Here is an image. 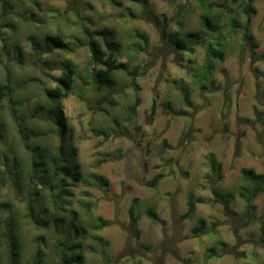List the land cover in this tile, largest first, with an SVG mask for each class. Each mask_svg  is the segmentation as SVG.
<instances>
[{
	"label": "rangeland",
	"instance_id": "obj_1",
	"mask_svg": "<svg viewBox=\"0 0 264 264\" xmlns=\"http://www.w3.org/2000/svg\"><path fill=\"white\" fill-rule=\"evenodd\" d=\"M9 1L12 7L4 18L17 30L0 28V84L8 70L15 91L12 101L3 96L0 108L2 262L9 264L4 226L12 220L21 247L18 264H31L37 248L44 264H58L60 242L71 238L64 234L65 222L74 213L85 231L78 238L84 244V264H264L259 237L264 194L249 213L237 195L224 212L212 194V189L237 192L242 169L264 175V0L252 3L250 29L257 48L250 50L236 31L226 43L224 60L214 62L212 83L203 88L195 86L194 75L206 63L204 48L188 55L165 39L180 28L201 29L199 0H147L143 6L130 0H115L119 6L112 0H34L39 6L31 0ZM209 1L224 7L214 12L221 22L228 18L226 6L241 12L242 0ZM2 5L0 0V13ZM237 19L243 22L244 16ZM83 27L111 29L122 45L117 61L134 75L116 73L112 90L96 91L82 78L89 67L86 48L69 52L52 47L40 56L31 54V37L61 33L67 41ZM13 45L23 53L19 60L13 50L6 54ZM66 60L74 63L77 77L61 102L56 127L46 119L50 102L43 88L55 87ZM182 89L190 92L189 106L182 101ZM36 101L45 106L38 114ZM18 125L29 135L30 148L48 154L61 146L74 148L83 174L98 175L107 185L67 182L70 196L60 208L43 184L32 204L39 221L35 227L26 216L28 152ZM208 154L221 164L219 181L209 177ZM189 193L204 202L186 219ZM147 208L154 209L160 223L146 216ZM98 218L107 225L94 231ZM198 219L205 221V231L195 237L191 231ZM217 242L223 247H216V257L205 262L206 250Z\"/></svg>",
	"mask_w": 264,
	"mask_h": 264
},
{
	"label": "trees",
	"instance_id": "obj_2",
	"mask_svg": "<svg viewBox=\"0 0 264 264\" xmlns=\"http://www.w3.org/2000/svg\"><path fill=\"white\" fill-rule=\"evenodd\" d=\"M116 6L120 4L115 0H112ZM140 5H147V0H130ZM235 1V0H231ZM31 2L39 6L37 2L31 0ZM200 8L203 9V14L200 16L201 29L197 31H185L170 32L165 36L168 44L177 49L180 52L192 55L195 53L196 47L201 46L205 50L207 56L206 63L203 66V70L194 75L195 86L203 88L204 84H211L214 71V62L223 61L225 56L226 43L232 38V35L239 31L241 32L240 40L243 44H246L250 50L257 48L254 36L251 33L250 24L251 17L254 15L255 10L252 6L253 0H242L241 12L234 7V10L230 6L227 7L228 18L226 22H221L219 18L214 14L218 9L224 8L221 5H216L211 1L199 0ZM2 12L0 13V28L9 27L10 30L15 33L16 26L11 20L5 21L4 14L7 10H10L12 5L9 0H2ZM7 9V10H6ZM32 13V12H30ZM28 13V14H30ZM33 14V13H32ZM239 14L244 16V21L240 22L237 18ZM42 39L37 37H31V54L33 56H40L43 52L49 51L52 47L62 50L73 52L79 48H86L89 53V67H87L86 78L90 80V88L96 91H108L112 90L115 85L116 73H126L128 76H133L135 72L130 71L125 63H119L117 61L122 51V45L116 40V36L111 29L102 28L100 30L90 31L88 28H81L75 36H71L69 40L65 41L61 33L56 35L44 34ZM45 36V37H44ZM69 38V37H68ZM144 45H147V38L142 37ZM41 39V40H40ZM46 39V40H45ZM46 41V45H42L39 41ZM14 52V58L19 60V57L23 55L21 50L13 45L6 48V54L11 55V51ZM13 59V58H12ZM92 66V68H90ZM4 80L0 84V108L1 100L5 94H8L9 100L15 93L13 89V75L10 71L5 70L3 72ZM77 72L74 63L71 60L63 62L60 74L56 79V85L53 88L44 87V96L50 102V107L46 110V119L52 121L54 126H58V113L60 112L61 102L66 99L73 89ZM87 84V81H84ZM182 101L186 106L190 105V92L188 89H182L181 91ZM29 101V100H28ZM138 98L136 97L135 105H137ZM19 105L20 102H19ZM44 105L39 102L34 103V114L43 111ZM0 125L2 126L1 122ZM19 126V125H18ZM60 132H63L60 130ZM18 133L22 143L25 145L24 149L28 152V172L25 175L28 181L27 192L31 198L26 207V216L33 220L35 227L39 226V221L33 216V202L36 196L39 194V187L43 184H47L50 190V197L52 202H58V206L61 208L65 201L64 197L70 196V191L67 188V182L82 183L89 188H100L107 185V180L91 174L86 177L82 168L77 161V154L74 148L69 147L67 150L62 146L53 153H47L42 151L39 147L30 148L28 143L29 135L19 126ZM63 142V136L61 138ZM208 160V168L210 170L209 177L213 180L222 179L221 164L218 163L212 154L206 156ZM3 165L6 162L3 161ZM241 185L237 192L229 191L221 193L215 189H212L214 196V202L219 203L224 212L229 211V204L234 201L235 195H237L244 205L245 212L249 213L254 209V200L264 194V175L255 173L252 169H242L240 172ZM157 178L154 179L156 181ZM50 181V182H49ZM204 200L200 197H195L192 193H189L186 213L184 218L190 219L194 216L196 205L203 203ZM137 200L133 201L136 204ZM38 205V204H37ZM2 207V205L0 206ZM3 207H7V204H3ZM133 210H130V219L132 224L135 225L136 220L132 216ZM73 217L65 222L64 234L66 236L71 235L70 240L65 238L64 242H60V249L57 253L58 264H84V244L81 242V238L84 237L85 231L76 220L74 213ZM147 217L153 223H160V219L156 215L153 208H147L145 211ZM42 220V219H41ZM63 222V220H61ZM107 222L96 219L93 230L100 231ZM4 237H6L7 243V260L9 264H18L20 255V243L17 237L18 226L16 222L9 220L4 226ZM205 221L198 219L196 225L192 228V234L196 237L198 233H204ZM80 236V237H79ZM259 237L264 249V215L260 219ZM79 238V239H78ZM223 247L222 242H217L216 246L210 247L204 254V261L208 262L212 258L216 257V247ZM0 264H5L1 260ZM31 264H44L43 252L37 248L32 258Z\"/></svg>",
	"mask_w": 264,
	"mask_h": 264
}]
</instances>
